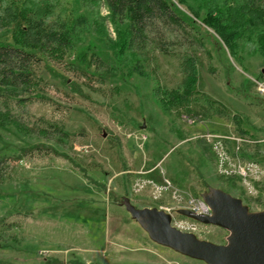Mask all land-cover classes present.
Segmentation results:
<instances>
[{"label":"rangeland","instance_id":"1","mask_svg":"<svg viewBox=\"0 0 264 264\" xmlns=\"http://www.w3.org/2000/svg\"><path fill=\"white\" fill-rule=\"evenodd\" d=\"M48 1V20L54 26L71 25L73 44L61 58L43 57L35 70L42 80L36 87L39 99L19 112L12 108L15 122L0 127V159H5L0 264H207L154 242L130 216L123 198L139 208H176L169 197L133 192L137 172L151 175L144 173L160 162L155 180L162 169L185 195L200 197L219 188L251 211L264 209V183L254 197L238 178L219 175L211 147L198 137L237 133L234 123L219 116L192 121L164 111L152 89L176 86L178 60L149 45L118 57L103 0ZM173 1L207 38L208 53L197 50V89L241 116L257 141L245 147L244 158L264 163V95L251 83L264 77V49L246 39L231 54L201 22L212 5L248 6L252 0ZM95 21L105 25L107 37L96 36ZM0 34L6 36L4 30ZM242 38L256 37L247 32ZM92 51L100 56L101 67ZM85 55L90 63L81 60ZM130 133L147 137L142 148ZM174 217L186 221L178 213ZM197 227V238L227 242L228 230L203 223Z\"/></svg>","mask_w":264,"mask_h":264},{"label":"trees","instance_id":"2","mask_svg":"<svg viewBox=\"0 0 264 264\" xmlns=\"http://www.w3.org/2000/svg\"><path fill=\"white\" fill-rule=\"evenodd\" d=\"M185 3L186 0H179ZM257 5L233 6L229 1L212 7L201 22L212 28L227 50L234 54L242 40L250 39L264 49V0ZM116 38L111 39L117 56L149 45L154 51L178 60L181 78L174 87L156 84L153 95L164 111L174 110L190 120L224 117L232 121L238 133H249L239 114L197 89V50L206 49V36L200 26L184 13L173 0H103ZM52 4L48 0H0V127L14 123L11 109L21 111L26 103L38 100L36 87L42 80L36 74L43 57L61 58L73 44L72 26H54L48 20ZM93 31L107 37L105 25L95 21ZM247 32L256 38H242ZM216 47V46H215ZM96 67L101 58L91 54ZM134 55V54H133ZM88 55L85 60L89 62ZM90 65V64H89ZM253 84V82L251 81ZM44 131V130H43ZM5 159H0V181L5 177Z\"/></svg>","mask_w":264,"mask_h":264},{"label":"water","instance_id":"3","mask_svg":"<svg viewBox=\"0 0 264 264\" xmlns=\"http://www.w3.org/2000/svg\"><path fill=\"white\" fill-rule=\"evenodd\" d=\"M201 197L210 207V215L195 214L185 208L177 213L228 230L225 244L199 239L191 232L175 228L171 215L160 208L135 207L126 197L123 202L130 216L154 242L185 256L207 264H264V209L251 211L239 197L219 188H212Z\"/></svg>","mask_w":264,"mask_h":264},{"label":"built area","instance_id":"4","mask_svg":"<svg viewBox=\"0 0 264 264\" xmlns=\"http://www.w3.org/2000/svg\"><path fill=\"white\" fill-rule=\"evenodd\" d=\"M253 85L258 94L264 95V77L253 79ZM128 136H134L141 148L147 139L144 134L130 133ZM198 137L211 147L219 175L227 178H238L243 188L251 196L256 197L264 183V163L244 158L245 147L254 145L256 141L249 135L238 132L231 135L204 132ZM139 173L142 174L143 172ZM132 187L135 194L148 191L154 199H160L167 195L176 205V208L178 204L179 208L189 209L199 215L211 214L210 207L201 197L185 195L163 172L161 181L139 175L133 180ZM161 208L171 214L172 223H178L174 217L176 214L175 207L164 205ZM197 224H199L197 221L186 218V221H181L178 226L182 231L196 233Z\"/></svg>","mask_w":264,"mask_h":264},{"label":"crops","instance_id":"5","mask_svg":"<svg viewBox=\"0 0 264 264\" xmlns=\"http://www.w3.org/2000/svg\"><path fill=\"white\" fill-rule=\"evenodd\" d=\"M153 171H154V170H152V171H150V170H149V171H146L144 174H146V173H151V172H152L153 174H151V175L149 174V175H147V176L145 175V177H150V178L155 179L154 177H156V175H154L155 172H153ZM137 174H138V173H137ZM155 174H156V173H155ZM157 175H158V174H157Z\"/></svg>","mask_w":264,"mask_h":264},{"label":"bare ground","instance_id":"6","mask_svg":"<svg viewBox=\"0 0 264 264\" xmlns=\"http://www.w3.org/2000/svg\"><path fill=\"white\" fill-rule=\"evenodd\" d=\"M173 224H177V225H178V223H172V225H173ZM179 227H180V226H179Z\"/></svg>","mask_w":264,"mask_h":264}]
</instances>
